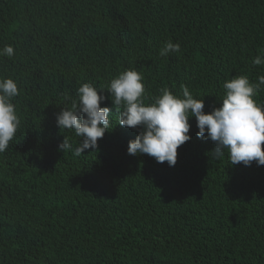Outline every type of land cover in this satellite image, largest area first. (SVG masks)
Wrapping results in <instances>:
<instances>
[{
    "label": "trees",
    "instance_id": "trees-1",
    "mask_svg": "<svg viewBox=\"0 0 264 264\" xmlns=\"http://www.w3.org/2000/svg\"><path fill=\"white\" fill-rule=\"evenodd\" d=\"M179 53L159 55L168 41ZM0 78H12L20 126L0 153V264H264V166L232 165L197 137L175 166L129 155L141 127L111 128L98 150H59L57 114L77 89L121 72L143 76L145 103L181 85L221 105L223 83H255L264 64V0H0ZM264 104V86L255 97ZM207 135V134H205Z\"/></svg>",
    "mask_w": 264,
    "mask_h": 264
},
{
    "label": "clouds",
    "instance_id": "clouds-1",
    "mask_svg": "<svg viewBox=\"0 0 264 264\" xmlns=\"http://www.w3.org/2000/svg\"><path fill=\"white\" fill-rule=\"evenodd\" d=\"M180 49L179 43L168 40L159 55L166 57L179 53ZM14 54L11 45L0 49V56L11 58ZM252 63L264 64V54L255 57ZM262 86L264 75L255 83L247 76H236L223 83L221 105L205 113L204 100L194 98L185 85H181L182 92L178 95L165 86L151 103H145L143 76L135 69L121 72L109 82L106 90L104 86L97 89L90 82L84 83L77 89L78 99L72 101L70 108L63 107L56 117L57 126L74 131L80 138L79 144L73 150L71 139L64 135L59 150L65 154L71 150L76 157L83 155L86 149L98 150V141L111 128L112 109L101 106L107 97L100 93L107 91L119 113V125L142 128L136 138L129 141V155L147 154L157 163L175 166L178 148L191 139L189 121L195 117L197 137L215 143L213 155L216 158L221 159L227 150L232 165L251 166L256 162L257 166H264V104L255 99ZM17 95V83L12 78H0V153L8 149L21 123L12 103Z\"/></svg>",
    "mask_w": 264,
    "mask_h": 264
}]
</instances>
